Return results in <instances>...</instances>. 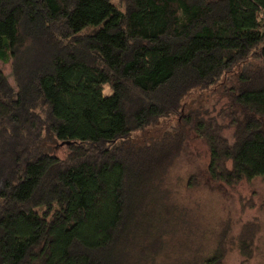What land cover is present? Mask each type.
<instances>
[{"label":"trees","instance_id":"trees-1","mask_svg":"<svg viewBox=\"0 0 264 264\" xmlns=\"http://www.w3.org/2000/svg\"><path fill=\"white\" fill-rule=\"evenodd\" d=\"M0 62V264H264L259 226L196 224L172 179L188 134L211 185L264 179V0H0Z\"/></svg>","mask_w":264,"mask_h":264},{"label":"rangeland","instance_id":"rangeland-1","mask_svg":"<svg viewBox=\"0 0 264 264\" xmlns=\"http://www.w3.org/2000/svg\"><path fill=\"white\" fill-rule=\"evenodd\" d=\"M241 67L226 74L220 84L208 90H195L183 100L182 113L199 110L201 112L218 111L224 102L221 95V85L237 76ZM0 71L9 77L11 85V64L0 62ZM107 88V87H106ZM107 93V92H106ZM180 117H171L159 122L158 125L137 132L132 136V142L144 145L147 142L161 138L165 133H172L180 125ZM47 146V145H46ZM55 154L64 156L65 149L56 144L52 149ZM209 152L205 143L196 136L188 134L182 153L173 171V183L178 192L176 202L192 210L196 224L222 232L229 227L234 235L243 225L253 223L254 229L264 236V179L252 182H242L234 187L211 185L207 177ZM256 262V263H254ZM252 264H259L254 261ZM225 264H241L239 252L235 249L227 257Z\"/></svg>","mask_w":264,"mask_h":264}]
</instances>
